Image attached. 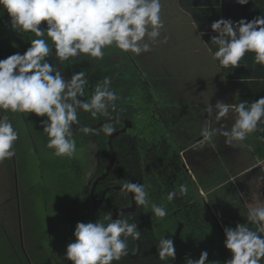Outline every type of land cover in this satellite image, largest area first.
I'll use <instances>...</instances> for the list:
<instances>
[{"label": "clouds", "instance_id": "clouds-1", "mask_svg": "<svg viewBox=\"0 0 264 264\" xmlns=\"http://www.w3.org/2000/svg\"><path fill=\"white\" fill-rule=\"evenodd\" d=\"M234 2L247 6L250 0ZM0 8L9 17L6 23L11 31L35 37L22 53L16 51L0 59V111L41 118L40 126L48 137L46 147L56 157H75L74 127L79 126L84 135L101 130L113 135V123L120 118V96L113 90L112 77L105 75L92 86L88 100L87 70L72 72L69 77L57 63L63 65L80 57L102 61L105 50L113 47L133 57L149 53L161 43V29L165 28L161 0H0ZM192 26L197 33L200 25L193 20ZM210 29L211 33L204 30L197 35L219 66L237 68L247 53H254V63L264 67V14L251 20L221 17L211 23ZM81 111L93 118H107L106 122L100 128L82 126ZM204 111L200 130L203 140L212 143L222 137L226 145L237 146L264 122V96L251 103L217 100ZM18 139L19 132L9 117L0 115V163L15 157ZM253 185L255 190L250 199L244 198L240 212L244 222L233 227L221 221L223 246L229 258L210 261L208 251L203 250L198 259L185 256V264H264V176L250 180L249 188ZM119 191L125 198L131 194L136 208L150 210L157 220L167 217L166 205L154 202L145 184L123 181ZM186 193L187 186L182 184L178 191H169L166 198L172 202ZM105 219L109 222L98 219L76 223L74 239L64 254L71 264H118L129 255V239H143L139 225L123 213ZM155 247L161 261L176 259L173 238L162 236Z\"/></svg>", "mask_w": 264, "mask_h": 264}, {"label": "trees", "instance_id": "trees-1", "mask_svg": "<svg viewBox=\"0 0 264 264\" xmlns=\"http://www.w3.org/2000/svg\"><path fill=\"white\" fill-rule=\"evenodd\" d=\"M182 3L191 12V14H193L197 24L200 25L198 29L200 31L207 30L209 33H211V23L221 17L232 18L233 20H239L242 17H246L247 19L251 20L254 16L259 15L260 13L264 14V0H250V3L247 6L237 5L234 0H183ZM8 20L9 17L6 11L0 8V32H6L7 34H9L4 37V41L5 45L9 47L7 49L11 50L10 47L15 43H10V40H15V37L10 36V33L13 31L10 30L8 24L6 23ZM20 37H23L25 41V45L23 46L24 50L28 46H30V40L35 38L34 35L30 33L22 35ZM207 38L209 37L207 36ZM20 52L22 53L23 51ZM116 54L125 56L126 59L123 61L126 68L125 71L120 70L119 65L115 62L114 57ZM152 56L153 57H151V59L153 60L158 56V54L152 53ZM66 63L70 64L69 66H74L79 70H87L88 78L90 81V85L87 90L88 100H90V96L92 94V86H94L99 80H102L105 75H110L112 77L113 90L120 96V100L117 101L120 118H129L128 120L130 122H137L138 120H140L139 116L144 118V114L148 110V108H153L157 112V114H155L156 117L152 118V120H159L160 122H162V125L159 126L160 128L155 126V129L158 130L159 134H164L166 130L165 127H163V121L161 120V116L164 115L163 112L165 113V110H167L168 113L171 111V113L166 114L167 118L165 120L171 125V127H173L175 120L178 119L177 121H179L180 118L181 120L179 122L185 124L186 127H188V125L192 123L193 119L189 122V124L183 121L187 119V116H182L187 105L185 101L183 102L184 98L182 97L185 93L182 92L179 96V99H177V101H173L175 95H172L171 92L167 93L165 87L162 85L161 87H163L164 91L162 89H159L158 86H156L152 82H143L145 86H140V88L142 89L141 91L140 88L137 87L136 76L132 74V71L134 69H137V66L136 68L133 67L127 55L120 52L114 47L105 50V57L102 61H98L95 59L89 60L86 57H80L78 60L73 59L69 62H65L64 64ZM137 65H139V63H137ZM156 65L159 66V64ZM141 70L143 71V69ZM224 71L226 72L228 79L234 81L231 83H233L235 87H237V94L234 95L238 99V101L246 100L251 103L255 99H258L260 96H264V67L254 63V53H247L240 62L239 67L224 69ZM176 73L179 74L180 71ZM163 74H165V72ZM161 77L165 79V77H163L162 75ZM145 87L147 88V91L144 90ZM170 96L171 99L168 100ZM167 100L168 102H166ZM223 100L225 101V99ZM163 102L165 104H163ZM172 102L177 104V106H172ZM149 103H151V106H145V104ZM195 103L196 102H194V104ZM194 104L193 106L196 107V104ZM204 109L200 111H203L205 113ZM79 119L82 126L92 127L100 123L101 121H106L107 118L99 116L93 118L90 116V114L81 111L79 113ZM197 119H195V126L193 129L195 130V132H199L201 130V125L199 124L200 120ZM120 127L122 126H120V124H117L115 129H119ZM254 133L256 134V139H258L259 142L264 143V122L258 124L257 130ZM44 135L45 136L42 137V140L44 141L45 138L48 141L47 135L45 133ZM94 135L98 136L97 142L99 143L100 151L105 158L107 157V153L109 151L114 152L115 149L117 152V158L121 161V169L123 171L126 170L122 165L123 162H125V165L127 167L130 164L131 170L134 169L135 172L132 177L130 176L131 173H124L122 177L126 179V181L138 182L136 176L137 173L140 172L138 170V168L140 167V163L135 167L133 166L134 159L133 157H131V153L134 150L135 152L137 150V153H139L140 148H136L135 146L133 150L132 147L128 145V143L130 142L129 133L118 136L112 142V146L108 144L110 137L103 134L102 130L99 132V134ZM165 136L166 138H168V135L165 134ZM197 137H201L200 133ZM74 139L76 140L77 149H79L80 147L87 148V144L89 142L88 139H86L83 144L82 137H80L79 139ZM262 153V156L264 157V148L262 149ZM159 154L160 157H162L161 152H159ZM54 161L55 162H53V165H57V168L54 171L58 173L55 176L56 179L58 178V180H56L55 182L60 185V189L64 188V190L61 191H59V188L56 189L55 198L56 196H62L64 192H71L72 196L67 199L65 207L66 209L67 204L69 205L67 213H69L70 215L71 213L76 211V215L82 214V216L91 218V214L84 210L86 206L80 204V198L78 197L80 194H77L78 191H76L75 189L79 182H81L84 172V165L81 164V162L79 163V161L76 159V155L72 159H69L67 157H57V159H54ZM3 163L6 167L8 165L10 177L11 179H14L16 172L14 168L13 158L11 160H5ZM0 168H2L1 164ZM204 168L207 169L206 166ZM130 169L127 168V170ZM208 169L210 168L208 167ZM116 170L117 169L114 168L113 171ZM200 170H203V168H196L195 173L197 174L199 180L198 182H200L201 185L203 184V187L207 192L211 191L214 186L216 188L222 186L221 188L217 189L215 193L213 192L211 194L212 196H210V206L213 210L216 211V213H219L220 216L221 214H229V218L225 219V221L223 220V225H233V223L236 224L237 222H244L242 217L240 216V212L243 211L244 198L247 197L250 199L252 191L255 190L254 185L251 189L249 188V181L256 176H264V166L254 168L249 172V174H247V176L242 178H239V175L235 174L237 182L235 181L228 184L226 183L225 185H222L223 183H225L224 176L222 175V167H218L217 169L216 167H211V171L207 176H203V174L200 175ZM44 174H46V171H44ZM216 175L218 178H215L214 180L213 176ZM185 177L186 180L181 179V182L185 186H187V193L182 197V203L179 204V201L177 199L173 200L172 202H168L166 198L167 196L164 194V198L158 197L159 199H157L156 201L158 204L166 205L168 211L167 217L163 220H157L154 216H152L151 213L149 216H146V214H144V220L141 222L143 224L147 223L149 225L157 224L158 226L157 229L152 228L153 231L149 236V239L155 242L153 246V253H156L155 246L162 236L171 237L174 239L176 259L172 262L170 259L167 262L160 260L158 264H185V256H191L192 258L198 259L200 252L203 250H207L208 253H212L214 255V258L218 257L217 260L223 259V257L224 260L229 258L230 254L223 246V240L225 237L220 231L221 228L218 226V222L214 220L212 222L214 224L213 227L208 223H204L203 218L199 217L200 214H203V216L209 215L210 217H212V214L208 209L209 205L200 195V184L196 185L188 175H186ZM188 182H192V184H189ZM173 186V189L175 188V190H179V184L177 181L173 182ZM29 187H31L29 190L33 189V184H31ZM194 191H196L197 195H195ZM90 194L91 192L89 191V195ZM72 197H74V200L69 203L68 201ZM175 203L177 204L175 205ZM113 207H116V204H113ZM198 210L201 213L195 215V212ZM18 216L24 217L25 214L23 212H20L18 213L17 218ZM26 216L27 220L25 223L23 222V225L24 228L27 229V232H29V235L27 236L28 240L30 242H33L38 234L39 237L42 236V232H40V230L39 232L36 231V221L32 220V212H27ZM13 218H15V216ZM219 219L222 218L220 217ZM221 230L223 231V229ZM45 240L43 242H40L39 250L43 249V243L44 248L45 245H48L45 244ZM16 242V238L9 234L8 236H5L0 229V257L3 258V261H0V264H31L29 260H35L34 264H49V260L46 257L39 256V259V257H36L31 252V256L29 255V253H22L21 250L16 247ZM6 249L9 250L10 255L6 253V251H8Z\"/></svg>", "mask_w": 264, "mask_h": 264}, {"label": "rangeland", "instance_id": "rangeland-1", "mask_svg": "<svg viewBox=\"0 0 264 264\" xmlns=\"http://www.w3.org/2000/svg\"><path fill=\"white\" fill-rule=\"evenodd\" d=\"M169 4L165 3V7L167 9V13L168 17H170L169 15H171V13H174V11L176 9H173V3L176 2V0H168ZM179 8V7H178ZM178 14V18H184L185 20H187V16L182 14L181 11L179 10ZM174 20H164V24H165V28L166 32H161V36H160V41L163 42V46L160 47L159 49L156 50V54H158V56L153 59L152 61L150 60V65L148 66L149 69H151L149 71V73H153L156 74L157 72V76L156 79L154 77H150L151 78V82L153 84H155L156 86H158L159 89H163L162 86L165 87V90H167V93L169 91H172V87L174 86V88L176 89V92L174 90V93H171L172 95H175L173 101H177V99H179L180 94L183 92L185 93L184 96H182L184 99L183 101H185L187 103L185 110L182 114L183 117L187 116L186 120H183L184 122H186L187 124H189V122L192 120V123L188 125V127L185 126V124L177 121L178 119L175 120V123L173 125V127L169 126L168 127V131L166 133V135H168V138L165 137V135L162 137L161 142L159 143V147L162 151V157L156 158V156H153L152 159V167H149V171H147V167L143 168L142 172H141V176H136L137 180L141 179L146 183L150 182L154 188V192L157 193H162V189L160 188V184L162 182L168 184L170 183L171 185H173L174 181H177L180 185H182L183 183L181 182L182 180H186V175H188L189 177H191L192 181L195 182V184L199 185V182L197 180V178L194 176L195 171L193 170L192 166H191V162H189V159L192 155V151H189L190 148L192 147H196L197 145H201V144H207L206 141L202 140L199 143H196V141L199 139L197 136L199 135L200 131L195 132L194 126H195V119H197L200 115V117L197 120H200V125H202L203 120L206 117V112L204 113L203 111H199L197 110L193 104L194 102H201V106L205 107L212 103L215 104L216 100L218 98L220 99H226L224 92L226 85L225 84H215L213 85L212 82H192L191 80H188L187 78H184L183 82H165L163 81V78L161 77V75L164 72H168L170 69H172L174 66H179L181 69H184L183 65H182V61H178L176 59H174L175 57H178L177 59H181L182 57V52L181 54H177L175 51H171L168 49L173 48L174 46L179 45L181 48V41L183 39V36L188 34L189 31L185 30V28L183 26L180 25V22L178 21V19H176L175 23ZM174 23V25H172ZM163 30V29H161ZM191 31H195L194 28L191 29ZM190 31V32H191ZM174 32L177 35L176 38H174ZM169 37V39H168ZM168 39V42H166ZM165 45V46H164ZM187 45V44H186ZM185 46V45H184ZM186 48V47H185ZM170 51V55L167 56L168 52ZM127 57L129 58L131 65L133 67L136 68L137 63L141 64V60L144 57H135V59L133 58V56H130L128 54H126ZM150 55V54H149ZM148 55V56H149ZM188 57V56H187ZM164 58L165 62L163 61L160 62L159 64V59ZM172 58V59H170ZM202 60L199 62L200 66H205L206 69H208L206 63H205V59L204 56L201 57ZM125 56H122L121 54H116L114 57L115 62L119 65V69L122 71H125V66L123 61L125 60ZM170 59V60H169ZM196 57L195 56H190L188 58V61H193L195 60ZM198 62V61H197ZM195 62V63H197ZM156 64H159V66H157ZM148 62L146 60L145 65L147 66ZM209 67H213V64L208 63ZM196 66H198L196 64ZM203 68V67H201ZM159 69V70H158ZM158 70V71H155ZM139 73H142L141 70H138ZM180 73H182V70L180 71ZM187 74H188V69H187ZM189 75V74H188ZM190 79V78H189ZM176 81L178 79H175ZM208 87H213L212 91L210 93H206V95H204V91H202L203 89H207ZM194 89H198V91L200 92L199 95H196L193 97V93L196 94L195 92H192V90ZM200 89V90H199ZM144 90L147 91V88H144ZM198 93V92H197ZM185 95H189L190 97H185ZM171 99V96L168 98V100ZM168 100L166 102H168ZM197 100V101H195ZM204 103V104H203ZM172 106H177V104L175 103H171ZM195 105V104H194ZM145 106H151V103L149 104H145ZM168 106V105H167ZM174 108V107H173ZM188 108V109H187ZM179 109V108H176ZM187 109V110H186ZM201 110V109H200ZM144 111V110H143ZM148 113H146L149 118L148 120H146L145 123H143L142 121H140L138 124L137 122L134 123L136 129H134V131L136 132V135H138V141L140 143H143L144 141V137L147 136V138L150 140L149 137V133H148V128H155L159 127L162 125V122H160L159 120H150V113L149 110H147ZM168 113L167 110H165V113L163 112V116L162 119L165 121L166 120V114ZM171 113V111L169 112ZM168 113V114H169ZM194 115V116H193ZM11 118H9L12 123H14V127L18 130L19 132V139L18 141L15 143L14 148H15V159L17 160L18 164V168L19 165L22 164H29L31 166V171L29 174H19V176H16L14 179H11L10 177V171L8 170V165L7 167L5 166L4 163H0L1 167L0 168V229H6L8 230L9 234L12 235L14 238H16L19 234V231L22 230V225L23 222L25 223L27 220V209H25V216L21 217L17 215L18 213H20V207L18 206V201H19V195H21V193L23 192V190H25V187L27 185L30 184H36L37 182L40 183L39 185L43 187V185L41 184V182L43 181H47L48 179L51 180L50 176L46 177V179L44 180V173L42 175V171L46 170V169H53L55 170L57 168V165H53L54 159H57L56 156L53 155V150L48 149L46 147L47 145V140L44 138V141L42 140V137H44V132L42 131V128L40 126V119L41 118H36L37 123L35 125H31L29 130L27 129V115H26V119L23 117L22 114L19 113H15L13 115H10ZM21 118V121H19V118ZM156 117L155 114H152V118ZM143 118V117H141ZM19 121V122H18ZM132 122V121H131ZM160 128V127H159ZM182 129L180 132H178V129ZM134 132V133H135ZM35 136V137H34ZM77 136V133L73 131V137L75 138ZM32 137H34V140L32 139ZM90 142L87 144V148L81 147L79 149H77L76 152V159L79 161V163L81 162V164L84 165V167H86L87 171H90L89 168V164H92V171L90 172V174H88L86 176V178H84V181L82 183V187L81 190H83L84 192H87V190L90 187L91 181L94 177V172H95V168L98 166L99 164V157H100V153L98 152V148L96 146V144L93 143V139H89ZM37 142V144H35V146H33V143ZM136 145V144H135ZM173 145L175 146L173 148ZM140 148V146H137ZM170 150L172 151V157L169 159L167 157L166 151ZM164 155V156H163ZM14 158V157H13ZM101 158V157H100ZM183 161V164H182ZM203 163V162H202ZM222 164L224 165H228V162H222ZM198 165V164H196ZM207 167V166H206ZM214 168H215V164H214ZM218 168V165H216V169ZM94 169V170H93ZM227 172H229V174L231 175V177H234L235 174L239 175V178L245 177L247 176V174H249L250 171H246L244 168L241 167H234L230 170V168L226 169ZM239 170L241 172H239ZM211 171V169H203L199 171V174H203V176H207V174ZM148 172V173H147ZM232 173V174H231ZM258 177V176H256ZM214 180L215 178H218L217 175L213 176ZM182 179V180H181ZM225 179V178H224ZM58 180V178L56 179L55 177V181ZM234 180V178H233ZM235 181L237 182V178H235ZM189 184H192V182H188ZM229 182H227L228 184ZM184 185V184H183ZM37 186L38 189H42V187ZM147 188V187H146ZM175 189V188H174ZM80 190V192H81ZM156 190V191H155ZM173 190V189H172ZM171 190H168V192ZM216 191V190H215ZM214 191V193H215ZM83 192V193H84ZM203 192V195L201 194ZM44 193V192H43ZM82 193V192H81ZM195 195H197L196 191H194ZM212 193H207L203 190L200 191V195L203 197V199L206 201V203L210 206V196ZM49 197L51 199L54 200L55 205L57 203L60 204V206L63 208V210L60 212L55 211L56 209L51 208V210H47L44 206V198H43V194L41 192L40 195L36 194V199L37 201H35L33 207H31L32 209V214L34 217V220L37 221V229L38 231L40 230L42 232V236L41 238L39 237V234L36 236L35 241L36 242H40V241H44L45 239V244H49L50 246H53L54 244V249L56 250V253H62L64 250L62 249V247H60V241L61 242H66L67 244L70 242V240L74 239L73 236V232L75 229V225L77 222H88V221H92L91 218L86 217V216H82V214H78L76 215V211H74L73 213H71L69 215V213H67V209H69V205L67 204V208L64 211L65 207H66V203L65 200H67V198L63 197V196H56L53 197V194H49L46 199L48 200ZM74 200V197H72L68 202H72ZM177 200L179 201V204L182 203V197H178ZM13 201V202H12ZM82 201H83V194H82ZM12 202V205H11ZM16 202V204H15ZM32 205V202H31ZM19 207V208H18ZM215 211V210H214ZM63 212V213H62ZM201 212L196 211L195 215L200 214ZM215 214L217 216V213L215 211ZM12 216V218H11ZM15 216V218H13ZM199 217L203 218V222L204 223H211L212 225H214L212 222L214 220H216V218L214 219V216L212 215V217H210L209 215H205L203 216V214H200ZM222 219H217L220 222V225L222 227V223L225 221V219L229 218V214H221L220 216ZM212 220V221H211ZM222 223H221V221ZM224 220V221H223ZM21 222V223H20ZM225 224V223H224ZM227 225V224H225ZM231 226H235V224L233 223L230 224ZM219 226V225H218ZM52 228L54 230L53 233L56 234V237L52 240L53 242L49 240V229ZM27 230V229H26ZM220 231L223 234V231L220 229ZM27 234L29 232H26ZM224 235V234H223ZM19 241V237L17 239ZM57 240V242H56ZM56 242V243H55ZM29 243V245H28ZM26 242L25 246L28 245V248L26 249V253L30 252V251H35L37 252V249L35 247L34 244H31L30 242ZM53 243V244H52ZM44 245V243H43ZM19 246V244H18ZM48 246V245H47ZM45 245V252L48 255H51V251H48V248ZM51 249V248H50ZM8 250V249H6ZM5 250V251H6ZM6 253L8 255L9 254V250L6 251ZM29 255L31 256V254L29 253ZM218 257L214 258V255L212 253H209V260H217ZM223 259H220V261H223ZM0 261H3V258L0 257Z\"/></svg>", "mask_w": 264, "mask_h": 264}, {"label": "flooded vegetation", "instance_id": "flooded-vegetation-1", "mask_svg": "<svg viewBox=\"0 0 264 264\" xmlns=\"http://www.w3.org/2000/svg\"><path fill=\"white\" fill-rule=\"evenodd\" d=\"M165 3L169 4V1L168 0H161V5H162L161 17H162L163 22L166 19H168V20L169 19L170 20L175 19L174 23H175L176 19H178V21L180 22V18H178V14H177L179 12L177 0H176L175 3H173V9H176V10L174 11V13H171V15H169L170 17H168V14L165 13V12H167V9L165 7ZM174 23L172 25H174ZM161 32H162V30H161ZM6 35H9V34H7L6 32H0V59H3L7 55H11L12 53H14L16 51H24V47L23 46L25 45V41H24L23 37L18 36L15 32H11L10 33V36L15 37V40H13V41L10 40V43H15V45L17 47L11 46L10 47L11 50H8L7 48H9V47H7L5 45V41H4V37ZM162 46H163V42L158 43V44L153 46L152 51H150L149 53H145V54H142L141 56H138V57H144L140 61L141 64L137 65V69H134L132 71V74L136 76V79H137L136 82H137V87L138 88H140L141 85L145 86L144 83H146V82H151L152 80H151L150 77H154L156 79V76L158 75L157 72H156V74L149 73V71L151 69L149 70L148 66L150 65L149 61L150 60L152 61V59H151V57H153L152 53L156 54V50L159 49ZM133 58L135 59V57H133ZM146 60L148 62V65L144 66ZM161 61L165 62L164 58L159 59V64H160ZM69 65L70 64H67V63L63 64V65H60V64L57 63V67L62 69L66 76L68 75L70 77L72 72L80 71L76 67L69 66ZM141 69H143V71ZM138 70H141L142 73H139ZM170 74H171V72H169V73L165 72V74H162V76L165 77V79H166V80L163 79V81L169 82L167 77ZM148 80H150V81H148ZM171 87H172V91H169V92L174 93V90L176 92V89L174 88V86H171ZM140 90L142 91L141 88H140ZM150 97H151V95H150ZM90 98H91V96H90ZM163 104H165V103L163 102ZM148 110H149V113H150V120H152V114H157V112L153 108H151V109L148 108ZM146 113H148V111L145 112L143 120L139 116L140 120L137 121V124L140 121L145 123L146 120H148L149 116ZM13 114L14 113H11V112H1L0 111V115H7L9 118H11L10 115H13ZM137 114H139V113H137ZM22 115L26 119V115L27 114H22ZM18 118H19V121H21V118L20 117H18ZM36 118L37 117L35 116V114H29V116L27 118V122H26L28 130H29L31 125H35L37 123ZM128 119L129 118H124V117L122 118L121 117L118 120H126V121L130 122ZM161 120L163 121V127H165V129H166L165 133L164 134L163 133L159 134L158 130H156L155 128H148L147 130H148V133H149L148 135L150 137V140L147 138V136H145L143 143H140L137 140L138 137H139L138 136L139 134L136 135V132L134 131V129H136V127L134 125L135 122H133V121H132V127L130 129H128L126 133L122 134V135H125V134L129 133V138H130V142L131 143L129 142L130 144L128 143V145L131 146L133 150H134L135 146H136V148H137V146H140L139 153H137V150H136V152L134 150L131 153V157H133V159H134L133 166L135 167L137 164L140 163V167L138 168V170L140 172L137 173V176H141V172H142L143 168H145V167H147V171H149L148 168L152 167L153 156L154 157L156 156V158H159L160 157L159 152H161V154H162L161 149L159 147H157V146H159V143L161 142L162 137L167 133V131L169 130L168 127L171 126V125L169 123H167L166 121H164L162 119V116H161ZM104 122H106V121H101L100 123L92 126V128L97 127V126H99V128H100L101 124H103ZM117 124H120V126H122V127H120L119 129H116L114 134H116L117 132L123 131V129L125 128V125L122 124V123L114 122L113 126L116 128ZM181 130L182 129H179L178 132H180ZM73 131L77 133V136L75 137L76 139H79L80 137H82V141H83L82 144L84 143V141L86 139H88V140L89 139H93L92 141H93L94 144H96V146L98 148V152L100 153L99 155L101 157V158L99 157V164L95 168V172L93 174L94 177H93V179L91 181L90 187L87 190V192H84L83 190H81V187H82V183L84 181V178H86V176L88 174H90V172L92 171V164L91 163L89 164L90 171H87L86 167H84V172H83V176H82L81 182H79V184L76 183L78 185H77V187H75V189H76V191H78L77 194H80L78 196L80 198L79 202H80V204H83L84 206H86L84 208V210L91 214L92 221H96V220L100 219V220H103L105 223L109 222V221H107L105 219L106 217L112 216L113 219H115L116 216H117V213H123L124 215H126L130 219V221L136 222L139 225L140 230L142 232L143 239L141 241L135 242V241H132L131 239H129V246H130L129 255L127 257L123 258L120 262H118V264H158L160 259L158 258L156 253H153V250H154L153 246H154L155 242L153 240L149 239V236H150V234L153 231L152 228L157 229L158 226H157V224L149 225L147 223L146 224L141 223L144 220V218H143L144 214H146V216L150 215V213H151L150 210H145L143 208H139L138 209V208H136V205H135L134 206V210L131 211L133 203H134V201L132 200L131 194L127 198H125L122 195V193L119 191L121 182L126 181V179H124L122 177L124 175V173H131L130 176L132 177L134 175V172H135L134 169H132V170L130 169V167H131L130 164L127 167L125 165V162H123L122 165L124 166V168L126 170L123 171L121 169V161L118 160L117 152H116L115 149H114V152L113 151H109L107 153V157L105 158L103 156L102 152L100 151V145L97 142L98 136H96L94 134L84 135L83 133H81L79 131V126L74 127ZM129 131H131V132H129ZM34 137H32L33 140H34ZM108 137H110V136H108ZM89 142H90V140H89ZM32 143H33V146H35V144H37V142H34V141H32ZM108 144H109V142H108ZM141 145H143V146H141ZM174 147L175 146L173 145V148ZM108 150H109V148H108ZM207 151H208V153L210 152L209 148L207 149ZM166 154H167V157L169 159L172 157V151L167 150ZM192 156L193 155H191V157ZM212 158H213V155L210 156V153H209L207 159L210 161ZM15 162H17V160L14 157L13 158V163H14V168H15V172H16L15 177L19 176V174H24V173L27 176V174H29L30 171L32 170L31 166L28 163L19 165V168H18V164L15 163ZM111 163H113V167H112V170L110 171V173L107 175L108 169L110 168ZM126 167L129 168L130 170H127ZM114 168H116L117 170L113 171ZM44 171H46V174H44V178L43 179L45 180L46 177L50 176L51 180L48 179L47 181L45 180V181L41 182L43 187L40 186L39 185L40 183H38V182H37V185L36 184L33 185V189H31V190H29L31 188V187H29L31 185V182H30L29 185H27L25 187V190H23L21 195H19L20 197H19V201H18V206L20 207V212L25 213V211H24L25 209H27L28 213L32 212V209L30 208L31 207V202H32V207H33L35 201H37L36 194L40 195L41 192L43 194V198H44V202H45L44 206H45V208L47 210L50 211L51 208H53V209H56L55 211L59 212V214L63 210V208L60 206V204L57 203L55 205L54 200L51 199L50 197H49L48 200L46 199V197L49 194H53V197H55L56 189H58V188L60 189V185L57 182H55V179H54L55 176L58 173H56L53 169H46ZM44 171H42V175H43ZM137 181L139 183H143V184L146 185L147 190L149 191V194H150V198L153 201H155L156 203H157L156 200L159 199L158 197H163L164 198V194L167 196L168 190H172L173 187H174L170 183L166 184V183L162 182L160 184V186H161L160 188L162 189V193L161 192L157 193V192H154V188H153V186H152V184L150 182L146 181V183H145L144 178H143V180L141 178V179H139ZM37 186L42 187L43 190L38 189ZM34 188H35V190H34ZM61 190H64V188L60 189L59 191H61ZM80 190H81L82 193L80 192ZM89 191L91 192L90 195H89ZM82 194H83V201H82ZM66 195H67V199L72 196L71 192H64L62 194V196L65 197V198H66ZM66 202H67V200H65V203ZM113 204H116V207H113ZM176 204L177 203H175V205ZM65 210L66 209H64V211ZM124 210H127V211H124ZM177 211H179V210H177ZM32 220H34V217L32 218ZM36 224H37V221H36ZM208 224L210 226L214 227V225H212L210 223H208ZM1 231L3 232V234L5 236H8V234H9L8 230H6L4 228L3 230L1 229ZM36 231L39 232L38 229H36ZM26 232H27V230L24 228V225H22V230L19 231V234L16 237V240L19 237V241L17 240V242H16V247L19 248V250H21L22 253L26 252V249L28 248V245H29L28 242H30L28 240V237H27L29 235V233L27 234ZM53 232H54V230L52 228H50L49 229V240H50V242L51 241L53 242L52 238L54 239L56 237V234L53 233ZM40 238H41V236H40ZM26 242L28 243L27 246H25ZM40 242L38 243L35 240L33 242H30L31 244H34L36 249H37V252L30 251L36 257H39V256L40 257H42V256L46 257L49 260V264H71V262L68 261L64 257V254H65V251H66V247H67V243L66 242H61L60 241V247H62V249L64 250L62 253H56V250L54 249V244L53 243H52L53 246H50L48 244V246H47V247H49L48 251L49 252L51 251L50 252L51 255H48L45 252L44 245H43V249L39 250ZM56 242H57V240H56ZM18 244H19V246H18ZM30 252H28V253H30ZM40 257H39V259H40ZM29 261L31 262V264L35 263V260H29Z\"/></svg>", "mask_w": 264, "mask_h": 264}, {"label": "crops", "instance_id": "crops-1", "mask_svg": "<svg viewBox=\"0 0 264 264\" xmlns=\"http://www.w3.org/2000/svg\"><path fill=\"white\" fill-rule=\"evenodd\" d=\"M182 2L183 0H177L179 10L181 11L182 14L186 15L188 18L187 20H185L184 18H180V25L183 26L185 30L189 31V33L183 36V39L181 41V48L179 45H177L168 50L175 51L177 54H181L182 52L181 59H177L178 57H175V59L178 61H182V65L184 66L183 67L184 69H181L179 66H174L172 69L168 71V73L171 72V74L167 77V79L169 80V82H183L184 78H187L188 80H191L192 82H198V83L199 82H212L213 85L215 84L220 85V83L225 84L226 85L225 91H222L224 92V95L226 98L225 102H228V103L240 102L234 95V94H237L236 93L237 87H235V85L231 83L234 81L229 80L226 75V72L224 71V68L219 66L218 62L212 60L211 55L207 51L206 46L204 45L203 41L197 35L200 32V30L198 29L197 33L195 31H191V29L193 28L192 21L195 20V18L193 14H191V12L183 5ZM162 32L165 33L166 29H163ZM176 36L177 35L174 32V38H176ZM168 39L166 42H168ZM203 39L207 41L209 38H207V35H205ZM168 55H170V51L168 52L167 56ZM190 56H195L196 59L193 61H188V58ZM202 56H204L205 63L208 69H206L205 66H200L199 64V62L202 60L201 58ZM208 63L213 64V67H209ZM196 64L198 66H196ZM187 69H188L189 75L187 74ZM181 70H182V73H179V74L176 73ZM175 79H178V80L176 81ZM212 88L213 87H208V90L203 89L202 91H204V95H206V93H210L212 91ZM192 92L196 93V94L193 93V97L200 94L198 89H194L192 90ZM187 97H190V96L188 95ZM217 100H223V99L218 98ZM195 104H196L195 108H197V110L199 111L200 109L202 110L205 108L201 106L200 101L196 102ZM255 135H256L255 133L250 134L244 142H242L241 144L237 146L226 145L222 137H217L212 143L206 142L207 144H201V145H197L196 147H192L189 149V151H192L193 156L190 157L189 162H191V166L194 171L196 170V168L205 169L204 167L207 166L211 169V167H214V164H215V167L216 165H218V167L223 168L222 175L225 178L224 180L225 183H223L222 185H225L227 182L229 183L235 182V176L231 177L229 172H227L226 170L227 168H230L231 170L234 167H241V168H244L245 170L246 169L253 170L254 168L264 166V161H263L264 157L262 156L263 155L262 149L264 148V143L259 142L258 139H256ZM200 138L201 137H199V139ZM208 148L210 150L209 152L210 156L213 155V158L210 161L207 159L208 154H209L207 151ZM224 161L228 162L227 166L222 164V162ZM258 161L260 162L259 166H255L257 165ZM239 172L241 171L239 170ZM194 174H195L194 176L198 180L197 174L196 173ZM199 184H200L201 190L207 192L206 189L203 187V184L201 185L200 182ZM221 187L222 186L216 188L214 186L213 189L207 193H213L215 190Z\"/></svg>", "mask_w": 264, "mask_h": 264}, {"label": "water", "instance_id": "water-1", "mask_svg": "<svg viewBox=\"0 0 264 264\" xmlns=\"http://www.w3.org/2000/svg\"><path fill=\"white\" fill-rule=\"evenodd\" d=\"M115 122H116V123H122V124H124V125H125V128L123 129V131H121V132H117L116 134L110 136L109 145H111L112 142H113L118 136H120V135L126 133L127 130L130 129V128L132 127V122H128V121H126V120H116ZM101 125H102V124H101ZM94 128H99V126L94 127ZM202 140H203V138L201 137L200 139H198V140L196 141V143H199V142H201ZM112 167H113V163H111V166H110V168L108 169V173H107V175H108V174L110 173V171L112 170ZM107 175H106V176H107ZM106 176H105V177H106ZM103 178H104V177H103ZM200 191H201V190H200ZM134 206H135V204L133 203V206H132V210H131V211L134 210ZM208 209L210 210L211 214L214 216V219L216 218V221L218 222L219 227H221L220 222H219V220L217 219V216H216L214 210L211 208V206H208ZM124 211H127V210H124ZM221 229H222V228H221Z\"/></svg>", "mask_w": 264, "mask_h": 264}]
</instances>
